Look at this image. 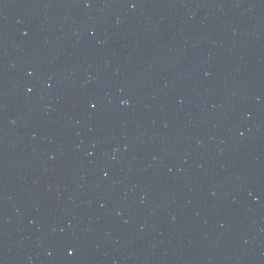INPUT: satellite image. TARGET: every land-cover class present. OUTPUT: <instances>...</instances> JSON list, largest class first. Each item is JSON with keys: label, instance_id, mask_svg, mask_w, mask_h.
I'll return each instance as SVG.
<instances>
[{"label": "water", "instance_id": "95a60500", "mask_svg": "<svg viewBox=\"0 0 264 264\" xmlns=\"http://www.w3.org/2000/svg\"><path fill=\"white\" fill-rule=\"evenodd\" d=\"M0 264H264V0H0Z\"/></svg>", "mask_w": 264, "mask_h": 264}]
</instances>
